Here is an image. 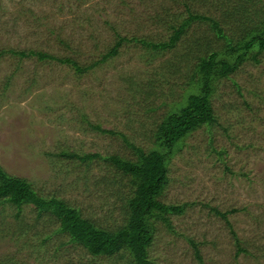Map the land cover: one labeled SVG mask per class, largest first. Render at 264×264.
<instances>
[{
	"label": "rangeland",
	"instance_id": "rangeland-1",
	"mask_svg": "<svg viewBox=\"0 0 264 264\" xmlns=\"http://www.w3.org/2000/svg\"><path fill=\"white\" fill-rule=\"evenodd\" d=\"M190 12L215 16L234 43L264 21V0H0L1 168L25 176L42 195L64 197L105 228L122 225L128 177L103 157L81 162L58 151L134 158L121 134L154 146L158 124L192 89L204 47L222 50L227 41L200 19L159 54L134 37L166 40ZM117 34L126 37L119 53L83 73L9 50L49 51L85 65L107 53ZM258 58L214 81L217 122L192 132L171 156L160 199L190 205L170 214L173 228L156 223L153 264H264V53ZM212 207L237 210L225 219ZM16 211L0 204V264L128 263V252L94 256L68 242L56 217H38L33 206L24 204L19 217ZM239 243L246 250L236 255Z\"/></svg>",
	"mask_w": 264,
	"mask_h": 264
},
{
	"label": "trees",
	"instance_id": "trees-1",
	"mask_svg": "<svg viewBox=\"0 0 264 264\" xmlns=\"http://www.w3.org/2000/svg\"><path fill=\"white\" fill-rule=\"evenodd\" d=\"M199 19L207 21L217 36L224 38L227 43L222 50L211 48L210 45L204 47L206 50L198 56L190 77L189 83L192 89L180 106L169 111L158 124L154 132L153 147L145 149L121 134L128 144L132 145L136 155L134 158L127 156L125 158L117 154L105 156L98 151L84 154L67 151V149L58 151L60 155L76 158L81 162H88L94 157H103L115 165L123 177H128L129 189L125 197L127 212L122 225L113 229L105 228L92 218L84 217L81 210L68 203L64 197L55 194L50 196L40 194L28 178L9 174L1 168V165L0 204L16 206L15 215L17 217L20 216L24 204L36 208L38 217L44 214L56 217L59 221L56 230L66 232L69 236L68 242L83 246L89 254L94 256L111 258L122 252H128L130 258L127 264H153L149 257V248L154 243L156 223L161 221L166 223L170 229L173 228L170 214L183 213L186 206L190 205V203L182 202H164L160 199L169 181L171 156L192 132L201 128L203 124L212 126L217 122L211 101V95L216 89L214 81L234 73L248 58L259 61L258 55L264 53V21L260 26L246 28L233 43V40L225 35L219 19L202 12H190V15L183 21L172 24L173 30L166 40L152 42L144 38H134L159 54L162 50L174 46L190 24ZM117 36L118 39L107 53H103L99 59L85 65H81L76 58L68 55L59 56L49 51L24 48H10L9 50L20 57L30 55L39 60L58 59L73 66L78 73H83L97 62L119 53V47L126 37L120 34ZM91 125L102 132L116 133L100 123L91 122ZM212 208L225 219L230 212L237 210L233 208L222 212L217 207ZM191 242L195 246L197 258L201 260L197 244L193 240ZM237 246L236 255L246 250L241 243Z\"/></svg>",
	"mask_w": 264,
	"mask_h": 264
}]
</instances>
